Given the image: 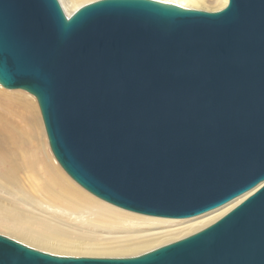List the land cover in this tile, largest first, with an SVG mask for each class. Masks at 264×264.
I'll list each match as a JSON object with an SVG mask.
<instances>
[{
    "label": "water",
    "instance_id": "95a60500",
    "mask_svg": "<svg viewBox=\"0 0 264 264\" xmlns=\"http://www.w3.org/2000/svg\"><path fill=\"white\" fill-rule=\"evenodd\" d=\"M0 85L36 99L50 150L95 197L211 224L138 255H57L0 234V264H264V0H0Z\"/></svg>",
    "mask_w": 264,
    "mask_h": 264
},
{
    "label": "bare ground",
    "instance_id": "6f19581e",
    "mask_svg": "<svg viewBox=\"0 0 264 264\" xmlns=\"http://www.w3.org/2000/svg\"><path fill=\"white\" fill-rule=\"evenodd\" d=\"M59 1L69 15L94 0ZM161 1L210 11L227 3V0ZM2 88V107L7 114L16 111L24 116L26 127L13 130L7 122L0 125V167L3 166L0 176L3 180L14 177L15 166L22 159L27 172L26 191L32 199L28 201L30 206L26 202L24 208L0 202V233L30 247L70 256L138 255L199 231L259 187L187 218L149 216L119 208L83 189L58 166L44 140L46 134L38 105L28 99V92Z\"/></svg>",
    "mask_w": 264,
    "mask_h": 264
},
{
    "label": "rangeland",
    "instance_id": "374dc122",
    "mask_svg": "<svg viewBox=\"0 0 264 264\" xmlns=\"http://www.w3.org/2000/svg\"><path fill=\"white\" fill-rule=\"evenodd\" d=\"M0 89H3V88L0 86ZM16 90H19V89H16ZM27 97L29 100H33L34 102H36V99L33 95L27 93ZM14 109L16 108L14 107ZM4 122H7L12 127L13 130H23L26 127L25 117L22 115H19L16 111H14L11 114H7V111L5 110L4 107H2V102L0 100V125L3 124ZM44 140H46L48 143L46 136L44 137ZM31 143L36 145L37 141H31ZM48 148H49V151L51 152L49 145H48ZM57 164L58 166H60L58 162ZM15 167H16V171L14 172H16V174L14 177L10 178L9 180H3L1 179V176H0V202L13 205L18 208H24V204L28 202L30 199H32L29 197L26 191L27 172L25 169H23L24 166H23L22 159L18 160V163L16 164ZM1 169H3V166L0 167V171ZM37 169H39V167ZM28 204L30 206V202H28ZM25 218H28V217H25ZM68 222L73 223L70 220H68ZM0 231L2 230L0 229Z\"/></svg>",
    "mask_w": 264,
    "mask_h": 264
}]
</instances>
